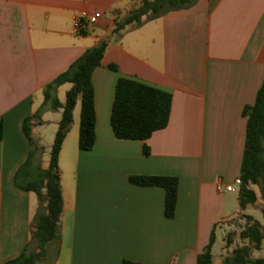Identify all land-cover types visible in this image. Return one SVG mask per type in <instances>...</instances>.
I'll return each instance as SVG.
<instances>
[{
  "label": "crops",
  "instance_id": "crops-1",
  "mask_svg": "<svg viewBox=\"0 0 264 264\" xmlns=\"http://www.w3.org/2000/svg\"><path fill=\"white\" fill-rule=\"evenodd\" d=\"M140 5L141 0H0V264L35 243L38 197L14 183L32 151L22 122L42 104L43 87L101 39L108 46L91 74L95 141L90 150L78 147V98L58 155L63 207L60 240L48 247L54 248L50 264H195L212 231L211 264H221L233 249L224 235L239 213L264 229V208L255 203V210H241L238 192L216 190L218 182L239 177L243 109L253 105L264 78V0H197L114 34L116 23ZM94 12L101 13L97 21L77 32L74 19ZM119 77L171 95L167 125L145 140L118 139L112 131ZM71 86L57 87L60 104ZM61 114V107L46 108L31 125L42 169L49 165ZM155 175L177 178L171 218L164 214L163 187L129 180ZM251 257H264V239Z\"/></svg>",
  "mask_w": 264,
  "mask_h": 264
},
{
  "label": "trees",
  "instance_id": "trees-1",
  "mask_svg": "<svg viewBox=\"0 0 264 264\" xmlns=\"http://www.w3.org/2000/svg\"><path fill=\"white\" fill-rule=\"evenodd\" d=\"M197 0H141V5L128 13L116 23L113 33L119 36L126 27L140 26L144 21L155 19L169 11L188 8ZM146 17L145 19H142ZM108 46V39H101L89 47L70 66L42 89L43 102L32 115L24 118L22 130L32 151L18 168L14 176L17 187L33 191L38 197V208L32 220L31 238L36 242L37 251L27 247L14 259L2 264H34L48 253V247L60 240L58 233L60 215L62 213V193L58 155L62 142L72 123V112L77 99H80V122L78 132V147L80 150H90L95 141L94 124V93L91 74L101 61ZM111 69L116 70L114 65ZM65 82L72 83L65 94V101L60 104L55 92L58 86ZM170 93L141 83L139 81L119 77L115 84L114 99L110 112V125L116 138L145 140L154 131L167 125L170 113ZM62 108L61 119L49 151V165L42 169L36 164L41 150L30 136L33 122L39 121L41 113L46 109ZM243 115L246 118L245 142L242 154L239 178L241 185L238 190V203L241 210L257 201V193L252 186L257 187L259 198L264 202V78L258 89L253 105L245 106ZM2 119L0 118V139L2 137ZM144 154L148 153L143 146ZM130 182L139 185H156L165 189L164 214L174 216L178 181L173 176H130ZM264 213V209H263ZM246 226L241 236L248 239L252 245H243L232 250L221 264L249 262L264 264L263 258L251 257L252 249H258L264 239V229L260 223L249 215H242ZM214 241L213 231L208 244L196 256L195 264H211V246ZM122 264H141L123 260Z\"/></svg>",
  "mask_w": 264,
  "mask_h": 264
},
{
  "label": "rangeland",
  "instance_id": "rangeland-1",
  "mask_svg": "<svg viewBox=\"0 0 264 264\" xmlns=\"http://www.w3.org/2000/svg\"><path fill=\"white\" fill-rule=\"evenodd\" d=\"M146 17H143L142 19H145ZM253 207L250 205V208ZM257 209L262 210L264 208L263 202L258 200L256 202V207ZM252 209V208H251ZM255 210V209H252ZM243 214H238L236 218L232 219L230 223L232 224L231 228L228 230V232L224 235L225 241L227 244H232L233 249L236 247H240L243 245H252V243L241 236V231L245 228L246 226V219L242 216ZM263 225H264V217H263ZM220 235V232H217V236ZM232 249V250H233ZM31 251H37L36 247V242L32 245ZM252 252V251H251ZM54 255V248L50 247L48 249V253L43 256L40 260L36 261L34 264H50L52 261Z\"/></svg>",
  "mask_w": 264,
  "mask_h": 264
},
{
  "label": "built area",
  "instance_id": "built-area-1",
  "mask_svg": "<svg viewBox=\"0 0 264 264\" xmlns=\"http://www.w3.org/2000/svg\"><path fill=\"white\" fill-rule=\"evenodd\" d=\"M101 16L100 12H94L86 18L76 17L73 21V27L77 32H80L85 23L93 24ZM241 185V180L239 177H236L231 183L223 184L218 182L216 185V190L218 192H238Z\"/></svg>",
  "mask_w": 264,
  "mask_h": 264
}]
</instances>
